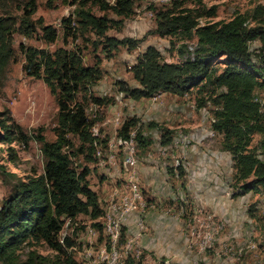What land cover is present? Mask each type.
I'll use <instances>...</instances> for the list:
<instances>
[{
    "label": "rangeland",
    "instance_id": "rangeland-1",
    "mask_svg": "<svg viewBox=\"0 0 264 264\" xmlns=\"http://www.w3.org/2000/svg\"><path fill=\"white\" fill-rule=\"evenodd\" d=\"M174 2L177 7L201 13L199 25L228 20L236 13L249 14L263 3L262 0H171L169 4L155 5L152 0H135L133 13L127 18L112 10H101L98 5L86 4L83 8L94 16L111 20L107 35L140 39L134 49L119 46L107 57L99 43L100 37L92 31L84 32L72 42L68 39L66 44L62 43L60 19L73 17L75 4L34 0L30 20L40 18L43 24L52 25L57 37L52 43H45L38 33L28 37L17 32L12 34L13 60L0 74V112L7 110L24 132L33 134L37 127H42L44 139L53 140L56 103L41 79L27 77L21 71L23 56L17 49L18 43L48 50L77 46L84 64L99 62L101 78L91 87L92 93L114 98L117 95L113 104L99 108L95 114V129L101 130L99 138L114 139L123 120L134 118L138 130L151 140L148 147L137 146L136 152V182L148 203L143 218L144 231L137 243L144 250V261L152 264H264V188L243 192L241 184L245 180L237 178L232 155L224 147L222 136L216 132L212 135L210 131L211 118L218 109L213 99L222 89L198 85L184 97L166 94L155 101L151 97L133 100L124 95L127 88L138 86L130 68L146 46L158 48L163 61L181 63L185 60L182 56L185 51L179 50L185 44L194 46L196 43V36L176 33L160 37L153 33L155 18L147 16V11L152 9L155 13L159 9L174 8ZM20 3L24 0H0V14L20 16ZM251 46L256 48L259 42ZM222 58L212 65L216 73L224 68ZM255 96L260 97L264 105V87L256 89ZM93 110L91 107V111H87L91 117ZM159 126L171 132L170 145L160 144ZM133 130L136 134L137 129ZM262 138L260 133H254L249 149L256 150L264 160ZM0 146L4 148L0 152V164L4 166V171H0L1 200L10 195L17 180L42 171L43 157L34 140H29L26 146L11 144L15 150L13 161L6 160V145ZM104 153L101 151L97 162L89 164L93 170L87 178L88 187L96 193L102 210L112 188H121L127 177L123 150L117 148L114 165L106 162ZM76 163L83 162L79 158ZM99 220L100 217L90 220L79 216L75 231H82L84 224L96 227ZM68 232V228L63 230V233ZM31 251L49 262L56 256L45 244L36 241L21 247L17 252L18 262H24ZM66 254L69 256L68 250Z\"/></svg>",
    "mask_w": 264,
    "mask_h": 264
},
{
    "label": "trees",
    "instance_id": "trees-1",
    "mask_svg": "<svg viewBox=\"0 0 264 264\" xmlns=\"http://www.w3.org/2000/svg\"><path fill=\"white\" fill-rule=\"evenodd\" d=\"M262 1L249 14L236 13L228 20L203 25L198 21L201 13L192 8L177 7L176 2L174 8L157 10L153 17L156 23L153 33L160 37L176 33L184 37L196 36L194 57L192 60L185 58L181 63L166 62L158 48L146 46L130 68L138 86L129 87L125 92L126 97L139 100L161 92L182 96L198 85L222 89L213 99L218 109L213 113L211 127L222 136L224 147L231 153L237 178L245 180L241 184L243 192L264 188V160L256 150L249 149L254 133L262 135L261 146L264 147V105L254 100L256 89L264 87ZM61 2L76 5L73 17L60 19L63 44L92 31L100 37L99 43L110 57L119 46L134 49L140 43L137 38L107 35L111 20L106 16H94L83 8L86 4H94L101 10H112L127 18L133 13L135 0ZM18 8L20 16L6 12L0 14V74L13 60V33L26 37L38 33L39 39L45 43H52L57 37L52 25L43 24L40 18L30 20L35 9L34 0H24ZM256 41L259 46L254 48L251 44ZM183 47L179 52L184 49L186 53L187 44ZM17 49L23 56V74L41 79L53 96L57 108L56 123L52 128L54 139L46 141L41 133L42 127H37L33 134L26 133L7 110L0 112V144L6 145V160L15 158L11 144L26 146L29 140L39 144L43 157L42 171L17 180L10 195L0 200V264H76L69 249L75 243L77 227L65 235L62 232L77 223L79 216L95 220L102 213L98 197L89 189L87 178L93 170L89 164L98 160L96 148L105 152L107 138L94 136L91 128L96 123L95 114L99 108L113 104L115 99L92 93L91 87L101 78L99 62L84 64L77 46L48 50L18 43ZM220 57H223L224 68L216 73L212 65ZM91 107L94 108L93 117L87 112ZM133 129H137V146L148 147L151 140L138 130L134 118L125 119L117 135L127 137ZM98 132L100 134L101 130ZM159 134L162 146L171 144L168 129L159 126ZM3 149L0 146V152ZM79 158L82 164L76 163ZM0 171H4L3 164H0ZM94 226L99 227L98 224ZM125 231L123 228L122 241ZM36 241L55 253L54 260L49 262L31 251L25 261L19 263L17 252L23 245Z\"/></svg>",
    "mask_w": 264,
    "mask_h": 264
},
{
    "label": "built area",
    "instance_id": "built-area-1",
    "mask_svg": "<svg viewBox=\"0 0 264 264\" xmlns=\"http://www.w3.org/2000/svg\"><path fill=\"white\" fill-rule=\"evenodd\" d=\"M171 0H152L155 5L169 4ZM147 16H154V11L149 9ZM194 46L187 44V50L184 55L186 59H193ZM158 93L151 97L153 101L162 94ZM186 95V94H185ZM254 100L263 104L260 97H254ZM211 118V124L213 122ZM211 134L214 130L211 127ZM94 136H99L95 126L91 128ZM123 150L124 160L123 166L127 173L126 184L120 187H114L108 194L104 210H102L100 220L96 221L99 227L85 225L82 231H76L75 243L69 249L72 254V260L76 264H152L144 261V250L137 246L138 240L144 231V213L148 208V203L144 199V195L140 190L136 178V152L137 140L135 131L128 133L127 137L116 135L114 139L107 140L105 149V160L108 164H116V150ZM101 149L96 148L95 156L100 157ZM133 219L134 232L129 236L125 231V239L122 241V230L127 225V221ZM67 223H65V227ZM77 227V223H73L72 228ZM125 229V228H124ZM67 233H63L65 235ZM165 264H168L167 262Z\"/></svg>",
    "mask_w": 264,
    "mask_h": 264
},
{
    "label": "crops",
    "instance_id": "crops-1",
    "mask_svg": "<svg viewBox=\"0 0 264 264\" xmlns=\"http://www.w3.org/2000/svg\"><path fill=\"white\" fill-rule=\"evenodd\" d=\"M120 93V92H119ZM119 93H118V95H119ZM122 94V93H121ZM166 94H168V95H172V96H175V95H173V94H169V93H162L161 95L162 96H164V95H166ZM187 94V93H186ZM125 95V94H124ZM183 97L185 96V94L184 95H182ZM117 97V95H115V98ZM114 98V99H115ZM125 120V119H124ZM123 120V121H124ZM122 124V123H121ZM196 134V133H195ZM108 197V196H107ZM107 199V198H106ZM98 201H99V199H98ZM85 218V217H84ZM126 227L128 228L126 231H128V233H133L134 232V230H135V228H134V224H133V219H130V220H128L127 221V225H126ZM143 237H144V235H143ZM143 237H142V239H143ZM141 239V240H142Z\"/></svg>",
    "mask_w": 264,
    "mask_h": 264
}]
</instances>
